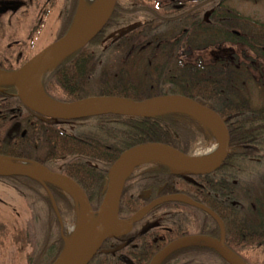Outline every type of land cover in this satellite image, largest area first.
<instances>
[{
  "label": "trees",
  "instance_id": "1",
  "mask_svg": "<svg viewBox=\"0 0 264 264\" xmlns=\"http://www.w3.org/2000/svg\"><path fill=\"white\" fill-rule=\"evenodd\" d=\"M54 2H47L44 11L46 17ZM78 2L62 0L56 39L71 27ZM123 6L122 0H117L101 32L48 74L43 90L49 98L71 103L94 96L133 101L154 96L151 91L140 89V84H143L141 76L146 74L141 72L144 67L136 64L135 57L125 56L122 50H115L113 44L109 43V34L115 35L113 32H119L134 22L122 15ZM135 36L136 32L129 38L134 40ZM32 56L24 58L17 68ZM215 67H220L219 77ZM17 68H7V71ZM0 69L3 67L0 66ZM171 70L170 74L174 76H170L171 80L190 84L193 90L180 91L183 85H177V91L169 90L168 94L191 98L210 107L225 120L230 131L228 157L217 171L204 177L207 195L203 200L199 199V191L193 190L199 186L198 182H189L184 176L175 175L166 164L153 162L141 166L140 170L137 168L125 182L119 219L128 221L149 202L139 194L154 180L159 184L155 186L158 193L153 197L186 193L210 208L222 220L226 227V245L234 255L244 264H264V113L235 112L238 106L234 103L232 68L228 61L197 70L205 72L196 78L187 76L184 65L178 61L171 66ZM167 76L163 71L154 81ZM91 82L99 86V93L89 91L94 88L90 86ZM157 90L154 93L156 96L165 95L164 87ZM199 92H207L210 96L200 95ZM202 139H210L204 126L194 118L179 113L148 118L102 115L68 123L44 118L24 107L14 87L0 86V156L28 160L52 173L72 179L84 192L93 212H97L101 206L108 171L122 152L140 144L162 143L188 154L192 146ZM171 179L174 182L168 186V190L164 192L158 189L161 181ZM0 183L14 189L31 212V220L26 227H18L10 232L0 225V234L10 236L16 253L26 254V264H52L64 248L60 218L72 216L73 207L69 199L57 186L46 183L49 196L39 182L25 176H0ZM183 189L187 192H183ZM220 202H225L226 206H219ZM169 209L177 213L196 211L178 202L162 203L135 222L127 236L107 239L88 264H126L119 259L120 253L129 251L135 255L140 250L151 251L143 263L148 264L153 254L166 243L163 240L156 244L148 240L140 243L141 236L138 234L145 223L150 224L147 231L167 226L168 220L162 216ZM205 219L206 235L218 238L217 223L206 214ZM178 222H182L180 218L174 223L177 231ZM126 240H129L127 246L115 251ZM112 250L115 252L112 253ZM254 250H259L261 254ZM211 252L199 246H184L169 254L160 264H227L219 255Z\"/></svg>",
  "mask_w": 264,
  "mask_h": 264
},
{
  "label": "water",
  "instance_id": "2",
  "mask_svg": "<svg viewBox=\"0 0 264 264\" xmlns=\"http://www.w3.org/2000/svg\"><path fill=\"white\" fill-rule=\"evenodd\" d=\"M116 2L117 0H102L86 19L77 22V15L82 3V0H79L76 15L69 30L16 70L7 71L0 69V86L14 87L17 97L26 109L53 120L72 121L102 115L148 118L169 113L184 114L194 118L209 130L204 123L207 122L216 135L218 148L214 155L204 158L185 154L162 143L140 144L122 152L108 171L104 197L99 210L95 213L92 212L88 203L92 213L102 214L100 220L92 225V229H90L89 234L85 238L74 239L71 243L64 240V248L52 264H88L100 251L107 239L127 234L136 221L163 202H186L204 210L217 221L222 234L220 240H212L203 236L177 239L162 249L149 264H160L172 251L193 243H203L214 249L227 264H237L230 255L244 264L224 245V226L220 218L211 210L202 207L184 195L170 196L152 201L135 213L128 221L119 219L120 200L125 182L141 159L151 158L154 161L166 164L173 169L175 175L183 176L211 174L224 164L229 153L230 131L225 120L214 110L181 95H161L142 101L112 97H89L71 103H64L49 98L44 93L43 85L41 90H36L35 88V80L41 72L48 68H52V71L66 57L84 47L101 32L111 17ZM133 29H135V26L125 29L113 41H117ZM0 160L9 161L12 164L27 161L14 160L3 156H0ZM34 164L41 167L46 175H57L66 178L88 202L80 186L72 179L52 173L37 163ZM0 176H25L39 182L45 189H47L46 183L50 182L40 181L21 170L15 169H11L7 173H0ZM47 192L50 196L49 191ZM121 223L125 224V228L118 232ZM125 245L123 244L115 251L121 250ZM111 252L113 253L114 251ZM121 260L125 261L126 264H130V261L125 260L124 257Z\"/></svg>",
  "mask_w": 264,
  "mask_h": 264
},
{
  "label": "flooded vegetation",
  "instance_id": "3",
  "mask_svg": "<svg viewBox=\"0 0 264 264\" xmlns=\"http://www.w3.org/2000/svg\"><path fill=\"white\" fill-rule=\"evenodd\" d=\"M27 1L29 2V0ZM48 1L46 0L45 3L47 4ZM122 3L124 4L122 15L128 16L134 22L119 32H113L115 35L109 34L108 40H110L109 43L113 44L115 50H122L125 56L135 57L134 61L136 64L144 67L141 71L146 73L141 76L143 82L147 81L152 84L163 71L165 75L166 73L169 75L167 76L168 79H170V76L174 77L170 74V71H172L171 66L176 64V61L181 62L183 65H188V68H185V71L188 72L194 70L192 66L198 64H202L205 67H213L221 65L222 61L225 60L228 61L232 68L234 98L236 99L240 95H244L246 86H251L252 88L251 103L243 108L236 107L235 112L250 114L264 113V0H122ZM241 3H245L246 6L240 7ZM132 26H135V29L117 40H123L122 42L117 43V41H113L122 31ZM134 32H136V36L132 40L129 36ZM151 70H153L152 74ZM164 91L167 93L169 88L164 87ZM199 93L203 96H210L207 92ZM255 100L258 101V105L253 104ZM17 111L20 110L17 109ZM62 122L68 123L69 121ZM194 146L195 144L188 152L191 156H195L191 153ZM151 163L153 162L151 161L148 164ZM140 169L142 168L139 167L138 170ZM181 176L183 177V175ZM205 176L191 175L183 177L189 182H198L199 186L193 190L199 191V199L201 200L207 195ZM173 182V179L164 182L161 181L158 189L160 191L164 190L165 192ZM149 183L150 186L142 189L139 194V197L149 200L146 205L152 201L176 196L163 195L155 198L153 195L158 193L157 189L155 190V186L159 183L154 180H151ZM182 191L187 192L186 189ZM178 195H184L202 207L210 209L194 198L187 196L186 193H180ZM180 203L188 205L196 211L186 210L185 213H177L174 209H169L162 216L163 218H167V226L147 231L150 224L145 223L138 234L141 236L139 239L140 243L147 240L154 244L160 240L166 243L160 250L153 254L148 264L162 249L177 239L203 236L212 240H220L222 232L215 219L204 210L190 203ZM223 203L220 202L219 206H226V203ZM205 214L209 215L217 223L219 228L218 238L206 235ZM179 218L182 222H178L179 230L177 231V226L174 223ZM134 224L132 229L123 236L131 233ZM223 226L224 245L232 252L226 245L225 224ZM254 227H251V230ZM186 233L187 235H183ZM143 237L148 239H144ZM128 243L129 240L123 242V244H126L125 246ZM192 245L209 249L212 251L211 253L219 255L217 251L203 243H193L186 246ZM176 251L177 249L170 254ZM254 251L261 254L259 250ZM142 252L146 253L144 254ZM131 253L129 251L120 253L119 259L124 257L125 260L130 261V264L131 261L133 264H143L145 263V258L148 259L151 251L140 250L135 255L132 253L133 256L130 255Z\"/></svg>",
  "mask_w": 264,
  "mask_h": 264
},
{
  "label": "rangeland",
  "instance_id": "4",
  "mask_svg": "<svg viewBox=\"0 0 264 264\" xmlns=\"http://www.w3.org/2000/svg\"><path fill=\"white\" fill-rule=\"evenodd\" d=\"M45 1L29 0V3L27 0H0V66L3 67L2 70L17 68L24 58L40 52L57 40L59 28L58 14L62 0H55L53 6L51 5L52 7L47 17L44 15V9L47 6ZM245 6V3L240 4V7ZM29 36H31L30 39ZM184 67L188 68V65L184 64ZM192 67L194 70L188 71L186 74L187 76L196 78L203 76L202 71L197 70H204L208 66L205 67L202 64H198ZM215 69L219 77L221 73L220 67H215ZM152 72L153 70H151V74ZM137 78L138 75L135 73V79L137 80ZM177 85H183V89L180 91L193 90L190 84L177 83L176 80L173 81L168 78L156 80L152 84L151 82L144 81L143 84H140V89L151 91V95H154L152 97H155L156 95L154 93L158 91L157 88L168 87L169 90L177 91ZM90 86L94 87L89 90L91 93L100 92L99 86H96L94 82H91ZM232 90H234L233 77ZM164 94L171 95L168 93ZM251 97L252 88L251 86H246L244 95L237 97L234 103L238 107L243 108L251 103ZM253 104L258 105V101L255 100ZM207 132L210 139L199 140L191 151L193 155L198 156L213 146V137L208 130ZM39 154L42 155V153ZM48 183L59 187L73 206L74 212L72 216H66L61 222L64 240L67 241L70 237V231L75 229L78 223V210L72 195L68 191L53 182ZM30 220L31 212L23 198L11 187L0 183V225H4L10 232H13L18 227H26ZM10 239L9 235L5 237L0 234V264H26V254L19 255L16 253L15 246ZM28 251H30V248Z\"/></svg>",
  "mask_w": 264,
  "mask_h": 264
},
{
  "label": "bare ground",
  "instance_id": "5",
  "mask_svg": "<svg viewBox=\"0 0 264 264\" xmlns=\"http://www.w3.org/2000/svg\"><path fill=\"white\" fill-rule=\"evenodd\" d=\"M101 1L102 0H82L81 7H80V10H79L78 15H77V22H81L83 19H86V17L90 13L93 12V10L100 4ZM51 69L52 68H48L45 71L41 72L37 76V78L35 80L36 90H41L42 85H43L45 79L47 78L48 74L50 73ZM158 96H161V95H158ZM204 123L207 125V128L209 129L208 131L210 132V134L213 137V141H214L213 143L214 144L212 147H209L208 150H205L204 152H202V154L198 155L197 157H199V158H204V157H208L209 155H214L217 152V148H218L216 135L214 134L213 130L208 125V123L207 122H204ZM151 160H152L151 158H143L138 162L137 166H139V165L145 166L146 165L145 163H147ZM24 161H26V160H24ZM142 164H145V165H142ZM11 169L21 170L24 173H26V174H28V175H30V176H32V177H34L40 181L53 182L54 184L59 185L60 187H62L64 190L68 191L72 195L74 202H75V205H76L77 210H78L79 219H78V223H77L75 229L70 231V237L67 239L68 243H71L74 239L85 238L89 234L90 229H92V225L96 221L100 220L102 214L101 213H98V214L92 213L89 206H88V202L82 196L80 191L76 187H74L66 178L60 177L57 175H46L43 172V169L41 167H39L38 165H36L34 163H31L30 161L28 162V160L26 162H19V163H15V164H12L9 161L0 160V173H7ZM45 190H46V192L48 191V189H45ZM119 227L120 228L118 229V232L124 230L125 224L121 223ZM62 239L64 241L63 234H62ZM230 256L237 264H242L234 256H232V255H230Z\"/></svg>",
  "mask_w": 264,
  "mask_h": 264
}]
</instances>
